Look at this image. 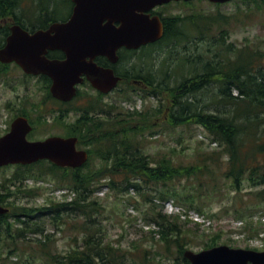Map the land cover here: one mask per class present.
<instances>
[{"label":"rangeland","instance_id":"rangeland-1","mask_svg":"<svg viewBox=\"0 0 264 264\" xmlns=\"http://www.w3.org/2000/svg\"><path fill=\"white\" fill-rule=\"evenodd\" d=\"M45 6L47 9H43ZM55 7H58L57 17L64 18L70 13V4L66 0H21L15 7V12L19 18L35 26L33 20H37L36 14L40 13L45 21L44 14H51ZM157 10L166 17L180 14L185 17L191 14H221L224 19L220 23H211L210 28L204 30L210 32L206 36L202 35L199 29L198 33L190 27L188 31L191 38L186 42L179 43L175 40L158 45L150 56H145L144 50L141 49L136 54L131 53V61L119 62L120 70H125L126 66L131 64L134 72L142 73L160 86L156 91L148 93L139 88L127 90L125 84H120L114 93L117 124H120L122 129L129 130L130 136L138 144L139 149L135 147L137 153L148 154L150 162L161 160L162 164L165 163V158H170L175 165H197L203 163L204 155L213 153L218 157L217 170L212 169L205 175L199 173L185 178L177 177L170 183L169 190L170 194L177 193V198L172 195L170 199L163 201L158 191L151 187V183H143L144 188L139 190H125L127 181L122 169L116 166V161L95 158L84 170L95 173L105 171L106 175L101 177L103 186L94 193L100 205L97 213L93 215V220L105 232L106 241H112L127 250L128 256L124 264H187L188 260L180 253L178 247L168 251L159 236L152 233L157 226L155 222H148V210L153 201H147L146 194L154 191L153 199L171 220H176L179 215V223L183 228L181 240L183 243L186 241L184 249L200 251L213 245L227 244L242 248L257 246V249L264 250V204L259 205L260 199L257 198V191L264 189V185H253L249 175L245 174L241 188H237L232 178L227 177L225 173L229 166L226 159L228 156L209 136V132L197 122L174 123L167 111L169 107L171 110L175 108V93L180 100H187V95L183 97L181 92L172 91V88L175 89L181 84L183 75L189 77L192 72L203 71L205 64L213 62L215 56L220 55L228 65L236 59V51L247 46L257 51L260 65L264 67V0H233L223 4L206 0L173 2ZM53 15L47 19L53 20ZM204 24L205 21L200 22L201 27H204ZM214 38H224V48L210 44ZM225 48L233 50L227 51ZM139 52L141 56L138 55ZM232 64L230 68L233 67ZM40 76H27L17 65H10V74L0 81V136L10 129L14 118L19 113H24V110L33 119L36 136L49 131L48 116L46 120L39 118L41 105L49 101L45 82ZM218 90V83L210 82L192 98L196 102L198 98L199 104L207 102L208 106H204L207 112L216 113L219 109H227V115L234 116L236 107L233 104L216 102ZM238 94V91L233 89L232 96ZM158 107L160 111L156 109ZM201 107L203 106L200 105L199 108L202 109ZM237 121H242V117L239 116ZM89 148H93V145L89 144ZM154 165L155 163L151 166L156 167ZM37 169L38 166L26 169L24 173L35 177L29 176L28 180L23 181V176L18 179L14 177L20 172L18 165L0 169V186L5 185L7 189L11 187V190L17 191L22 197L19 200H11L15 208L17 205L41 207L68 197L58 189L61 188L59 186L70 188V180H62L60 185L53 175L39 176ZM109 180L116 182L114 188L107 185ZM133 180L136 178L133 177ZM20 187L32 188L33 191L30 194L23 193L18 190ZM159 187L163 188L160 184ZM34 191L38 193L33 194ZM190 198L194 200L190 201ZM239 210L243 212L242 218L245 220L237 218ZM84 217L65 216V221L59 223L58 219L52 220L51 215H44L39 221L44 232L28 233L22 241H17L16 246L12 238L20 225L14 224L16 220L13 215L7 216L9 221L3 220L1 230L0 264H32L27 260H34L35 264H45L44 258L31 256L32 252H39L43 246L41 239L44 234L49 235L47 245L50 251L61 254V257L69 251L82 248L85 231L81 233L76 225H80ZM250 221L251 223L246 224ZM8 222L12 224L8 226ZM12 251L14 253H11Z\"/></svg>","mask_w":264,"mask_h":264},{"label":"trees","instance_id":"trees-1","mask_svg":"<svg viewBox=\"0 0 264 264\" xmlns=\"http://www.w3.org/2000/svg\"><path fill=\"white\" fill-rule=\"evenodd\" d=\"M20 1L0 0V19L13 15L14 19L26 27L25 21L19 18L15 12V7L20 4ZM43 9H46V7ZM57 11L58 7H55L51 12L52 15L54 14V20L58 19L55 16L57 15ZM223 19V15L221 14L215 16L191 14L186 17L180 14L166 17L164 18L166 30L162 41L165 43L175 40H178L179 43L186 42L191 38V34L186 30L190 24L196 27V29L198 28L201 31L200 33L206 36L210 32H205L204 30L210 28L211 23H220ZM203 21H205V24L204 27H201L200 22ZM9 33V24L0 23V46H3ZM210 44L221 45L224 48L225 39L214 38ZM158 45L161 44L144 46L142 48L144 55H152ZM232 50L230 48L227 49V51ZM132 52L134 54L138 53L136 50ZM236 52V59L228 65L217 54L218 56L214 57L215 60L213 59V62L205 64L203 71L196 72L189 77L183 75L181 84L175 89L172 88V91L181 90L183 97L187 95V100L182 101L181 99L175 104V108L172 110V121L178 124L193 121L204 127L209 132V136L213 141L217 142L221 147V151L223 150L227 154L228 157L226 159L229 166L225 170L226 176L232 178L235 186L239 188L242 185V178L245 174L249 175L248 177L252 180L253 185H264V67L260 65L257 51H253L246 46ZM138 55L141 56V52ZM231 64L233 65L232 68H230ZM9 74L10 64L0 62V81L2 78H7ZM210 82L218 83L219 90L217 91L218 98L216 102L222 104L230 103L236 107L234 116H228L227 109H219L216 113L207 112L204 109V106H208L207 102L199 104L200 100L198 98L196 99L198 102L192 98L196 92L206 87ZM234 88L238 89L239 94L232 96V89ZM200 105L203 106L201 107L202 109L199 108ZM239 116L242 117V121H237ZM118 126L120 127V125ZM134 131L136 132L137 130L134 129ZM76 134L82 136L81 133L77 132ZM90 153L92 159H95L99 154L95 150ZM115 158L116 166L122 169V174L125 175V180L127 181L126 186H124L125 190L131 188L139 190L140 188H144L142 187L143 183H151L153 185L151 187L158 191L159 197L163 201L170 199L172 195L177 198V193H169L170 183L174 179L177 177H190L199 173L205 175L211 172L212 169L217 170L216 164L218 159L215 154L210 153L204 155L202 164L186 165L180 163L175 165L169 160L170 158H165V163L161 164V160H159L154 165L156 167H153L148 155L137 153V151L129 148L126 130L118 133ZM47 166V168H42L41 171L45 169V171L55 173L62 179L70 180L72 184L70 186L77 191L76 197L70 201L52 202V205L48 206L47 209H33L26 206L17 207V209L22 210L32 221V216L36 217L41 211L43 213L45 211L51 213V219H58L59 223L60 221H65V216L71 217L75 215L77 217L84 215L83 222L80 225H76V227L80 229L81 233L82 231L85 232L82 248L69 251L63 257H61V254L50 251L47 245L49 235L44 234L41 239L43 246L40 247L39 252H32L31 256L33 258H44L45 264L125 263V259L128 256L127 250L122 246L113 244L112 241H106L105 232L93 220V215L97 213L100 205L99 200L94 197V193L103 186V178L101 177L105 176L106 172H86L85 168H61L53 163ZM59 171H63L64 173L60 172L59 174ZM132 176L136 180H133ZM115 184L116 182L109 180L107 185L114 188ZM159 184L163 188H160ZM146 197L147 201H153L150 210H148V222H155L158 225V229H154L152 233L158 234L154 235L159 236L160 241L163 242L168 251L176 246L179 248L180 253L183 254L186 241L183 243L181 240L183 228L179 223V215L176 220H171V217L164 213V210L153 199L155 197L154 191L153 193L146 194ZM257 198L260 199L259 205L264 204V189L257 191ZM191 200L194 199L190 198ZM197 209H199V206H197ZM34 210L35 212L38 210L39 213L36 215ZM238 215L237 218L244 217L243 212L240 210L238 211ZM32 221L30 219H19L20 226H17L15 237L12 238L16 246H18L17 241H22L23 237L26 238L28 233L44 232V228L38 221ZM147 252L150 253L149 250ZM11 253H14V251ZM27 261L32 264L36 263L34 260Z\"/></svg>","mask_w":264,"mask_h":264},{"label":"water","instance_id":"water-1","mask_svg":"<svg viewBox=\"0 0 264 264\" xmlns=\"http://www.w3.org/2000/svg\"><path fill=\"white\" fill-rule=\"evenodd\" d=\"M75 3L68 21L54 22L48 29L30 33L20 24L11 26L5 45L0 48V61L17 62L27 73H45L53 78L51 91L61 99H70L76 85L87 75L92 84L109 91L120 77L112 68L94 62L99 54L116 62L118 49L139 48L159 40L164 33L161 16L148 13L172 0H72ZM227 2L230 0H210ZM117 23H119L117 25ZM51 49L67 53L65 60L49 59ZM32 126L26 117H18L11 130L0 137V166L9 163H33L49 158L63 166H79L88 158L77 149V137L50 136L30 141ZM6 211L0 205V212ZM191 264H264V251L220 245L199 252L185 251ZM250 261V262H249Z\"/></svg>","mask_w":264,"mask_h":264},{"label":"flooded vegetation","instance_id":"flooded-vegetation-1","mask_svg":"<svg viewBox=\"0 0 264 264\" xmlns=\"http://www.w3.org/2000/svg\"><path fill=\"white\" fill-rule=\"evenodd\" d=\"M73 7L74 3L72 2L70 13L65 20H68L71 17L73 13ZM44 16L47 18V13H45ZM45 21L46 24L48 23L46 25L47 27H45L48 28L51 22L48 19H45ZM147 44H162V42L157 41ZM129 50L130 49H128L126 46L119 48V61L116 63L112 61L107 55H97L94 60L102 68H114L116 73L121 75L120 83L125 84L127 90H138L137 88H139L148 93L156 91L160 84L151 82L148 78H146L145 75L143 76L142 73L135 75L131 64H128L125 70H119V62L131 61L129 59L132 56L129 54ZM49 52L50 58L52 59L64 60L67 58V54L61 50H51ZM52 82L53 81L51 79V84ZM117 88L118 86L109 92L102 91L95 88L85 76L83 81L77 85V93L71 99L62 100L51 94L52 96L50 97L49 101L44 102L41 105L39 112L40 116H48L49 124L47 126H49V131L44 135L36 136V128L34 127V133L30 132L29 138L31 137V139L38 140L45 139L52 135L72 137L75 136L73 133L77 131L83 133V146L86 145L84 147H86L87 150L89 149L90 144L89 135H92L99 140V145L102 144L104 148L110 149V156H112V152H115L116 148V134L118 131L114 104V93ZM175 92L180 93L181 90H175ZM174 96L173 103L176 104L179 102L180 98H178L176 93ZM43 109H45V111ZM156 109L160 111L159 107ZM167 111L170 113L169 118L172 117L171 107H169ZM21 116L27 117L28 120L31 121L30 123L33 122L30 114L25 113V110L24 113L22 112L17 115V117ZM157 123H159V120ZM87 140H89V142ZM6 189L7 188L5 185L0 186V190H3L0 192V199L5 207H8V201L19 200L22 198L17 191L11 190V187L7 190ZM18 190L20 192L27 193V190L23 189V187H20ZM10 208L11 207H9V209ZM5 214L7 213L1 214L0 216ZM253 249L257 252V246Z\"/></svg>","mask_w":264,"mask_h":264},{"label":"bare ground","instance_id":"bare-ground-1","mask_svg":"<svg viewBox=\"0 0 264 264\" xmlns=\"http://www.w3.org/2000/svg\"><path fill=\"white\" fill-rule=\"evenodd\" d=\"M46 7V6H45ZM47 9V8H46ZM204 68V67H203ZM189 75V74H188ZM176 99V98H175ZM218 112V111H217Z\"/></svg>","mask_w":264,"mask_h":264}]
</instances>
